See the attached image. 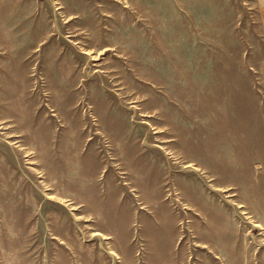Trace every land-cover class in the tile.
<instances>
[{
    "label": "rangeland",
    "instance_id": "1",
    "mask_svg": "<svg viewBox=\"0 0 264 264\" xmlns=\"http://www.w3.org/2000/svg\"><path fill=\"white\" fill-rule=\"evenodd\" d=\"M0 264H264V0H0Z\"/></svg>",
    "mask_w": 264,
    "mask_h": 264
}]
</instances>
